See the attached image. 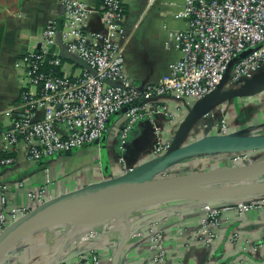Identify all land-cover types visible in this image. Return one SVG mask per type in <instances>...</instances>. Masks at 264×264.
I'll return each mask as SVG.
<instances>
[{"label": "crops", "instance_id": "crops-1", "mask_svg": "<svg viewBox=\"0 0 264 264\" xmlns=\"http://www.w3.org/2000/svg\"><path fill=\"white\" fill-rule=\"evenodd\" d=\"M82 1L89 9L85 30L102 29L98 0ZM148 1L122 0L124 73L137 87L156 83L168 73L170 63L179 56L177 50L167 46L168 32L188 27L187 18L176 16L183 0ZM1 12L4 31L0 46V130L6 131L10 118L2 111L16 102L24 83L17 58L27 48L37 46L34 36L49 20L60 26L64 15L61 0H18L14 9L3 6ZM62 57L63 71L78 75L82 65L64 54ZM216 96L220 101L210 106L206 100L169 96L165 104L170 119L162 113H152L135 123L123 142L119 130L124 115L117 113L110 118L103 139L40 162L27 158L24 143L19 141L9 150L12 162L0 166V185H6L0 197L4 194L6 205L15 208L27 206L26 192L41 185L47 187L46 200L99 185L120 177L123 164L137 167L152 159L151 150L158 139L175 143L176 148L193 146L157 170L186 174L178 168L186 166L192 172L231 166L232 151L225 150V137L217 125L221 118L226 120L228 138L238 139L235 148L244 151L242 148L247 146L245 153L251 161L264 160V145L252 147L255 138H264V68L259 77L239 85L225 76ZM199 212L189 201L176 200L93 223L79 229L77 235L70 234L68 223L44 224L14 240L0 264H53L55 260L72 263L90 251L97 253L99 264H153L148 242L151 223L158 224L164 233V264H264V206L248 209L241 217L236 211H226L211 249L196 238ZM89 228L96 230L91 231L95 237L85 235Z\"/></svg>", "mask_w": 264, "mask_h": 264}, {"label": "built area", "instance_id": "built-area-1", "mask_svg": "<svg viewBox=\"0 0 264 264\" xmlns=\"http://www.w3.org/2000/svg\"><path fill=\"white\" fill-rule=\"evenodd\" d=\"M61 4L62 25L49 20L34 36L37 46L27 48L17 58L16 66L23 70L24 83L16 102L2 111L11 125L6 131L0 130V151L13 150L22 141L27 158L40 162L93 143L108 132L110 118L125 108L119 130L123 142L132 126L152 113H162L170 119L167 97L201 99L225 76L239 85L257 75L264 64V0H183L176 16L187 18L188 27L169 31L167 40V46L177 50L179 56L160 81L143 87L134 86L124 73L126 34L122 0H102L103 27L97 31L84 28L89 11L84 1L61 0ZM60 53L82 65L78 75L63 71ZM45 63L60 67L63 73L45 71ZM217 125L226 135L225 118ZM154 131L158 135V126ZM169 145L170 141L158 139L150 155L160 156ZM12 159L0 157V166L10 164ZM231 161L236 165L251 162L245 152L232 153ZM121 168L122 174L132 170L125 164ZM18 184L22 186L21 182ZM0 190L3 193L6 185H0ZM46 192V185L29 189V204L15 208L6 205L2 194L0 231L45 202ZM190 205L200 211L196 238L211 249L222 215L236 211L241 217L248 209L264 206V194ZM91 233L86 236L95 237ZM148 242L152 263L164 264V233L156 223L149 226ZM53 264H99V257L90 251L72 263L55 260Z\"/></svg>", "mask_w": 264, "mask_h": 264}, {"label": "water", "instance_id": "water-1", "mask_svg": "<svg viewBox=\"0 0 264 264\" xmlns=\"http://www.w3.org/2000/svg\"><path fill=\"white\" fill-rule=\"evenodd\" d=\"M60 55L62 56L63 54L60 53ZM263 68L264 64L260 68L257 75L245 79L243 83L259 77ZM219 85L212 92L198 100L208 101L209 106L213 103L219 102L220 99H217L216 96ZM208 104L206 105L207 107ZM123 111H125V108L122 109V112ZM104 135L105 134H103L100 139H103ZM222 136L225 137L223 144L225 150H230L232 151L231 153L245 152V150L248 148L247 146H244V148H242L244 151H240L239 149L235 148V144L238 139L228 138V135ZM263 145L264 138L257 137L255 138L252 147H260ZM192 146V144H189L176 148L175 143L170 142L169 148L163 154L152 158L137 167H132V170L121 174V176L118 178L105 181L99 185L83 187L74 191L63 193L50 198L42 204L30 209L28 212L20 216L15 221L11 222L0 231V258L5 253L6 249L19 236L44 224H59L69 221H80L91 215H102L105 216L104 219L107 220L108 218L114 216H125L130 211L143 206L176 200L213 203L236 197L247 198L264 194V191H253L255 189L264 188V181L257 180L258 175L264 173V160H261L251 161L250 163L244 165L233 164L228 167L212 168L207 171L204 170L195 173L192 172L179 178H193L182 182L177 187H174L168 191L151 190L124 197L103 198L101 201H97V199L100 200L102 198L99 195V192L116 185H121L126 179L130 177L137 178L140 180L141 184L144 185L150 181L166 180H148V177H145L144 175H149L157 169L162 168L166 163L180 156L185 150L191 148ZM64 152L70 153L71 150H66ZM174 177L176 178L178 176L169 178ZM219 185L222 186L219 187ZM195 189H203L208 195H204V197L192 195L190 191ZM69 202H74L76 209L80 210L78 215H65L64 218L60 219L55 214V216L51 218V212H55L58 208ZM93 223H97V221H93L90 224Z\"/></svg>", "mask_w": 264, "mask_h": 264}, {"label": "bare ground", "instance_id": "bare-ground-1", "mask_svg": "<svg viewBox=\"0 0 264 264\" xmlns=\"http://www.w3.org/2000/svg\"><path fill=\"white\" fill-rule=\"evenodd\" d=\"M191 178H193V177H187V178L186 177L185 178L176 177V178H172V179H169V180H163V181H150L146 185H144V184H141L140 180H138L137 178L130 177V178L126 179L123 182V184H121V185H116L114 187L107 188V189L102 190L101 192H99L100 193L99 195L102 198L100 200L97 199V201H101L103 198L106 199V198L124 197V196L134 195V194H137V193H141V192H144V191H151V190L168 191V190L173 189L174 187H177L182 182H184V181H186L188 179H191ZM253 191L262 192V191H264V188L255 189ZM190 193L192 195L200 196V197H204V195H208V194H206L207 192L204 191L203 189L191 190ZM74 204H75L74 202H69V203L61 206L60 208H58L55 212L54 211L51 212L52 213V215H50L51 218H53V216H55V214L60 219L64 218L65 215H67V216H69L71 214L78 215L80 213V210L76 209ZM104 217L105 216H102V215H98V216L97 215L96 216L95 215H91V216L86 217L84 220L73 221V222L70 223V225H71L70 229H69L70 230V234H74L79 229H81L83 227L85 228L88 225H91L90 223L93 222V221H97V223L98 222H102L103 223V221H105ZM51 218H49V219H51ZM76 235H77V233H76ZM103 236H104V233H103ZM91 238H93V237H91ZM98 238H99V236H98Z\"/></svg>", "mask_w": 264, "mask_h": 264}, {"label": "trees", "instance_id": "trees-1", "mask_svg": "<svg viewBox=\"0 0 264 264\" xmlns=\"http://www.w3.org/2000/svg\"><path fill=\"white\" fill-rule=\"evenodd\" d=\"M18 0H0V46H1V41L3 38V31H4V21H3V14L1 12V7L3 6H7L11 9H14L16 7ZM98 6L100 8L102 0H98ZM61 60L64 61L63 57L61 56ZM42 68L45 71H51L56 75H61L63 73V71L60 69V67H56V66H52L48 63H45ZM12 157V152L9 151H0V157Z\"/></svg>", "mask_w": 264, "mask_h": 264}, {"label": "rangeland", "instance_id": "rangeland-1", "mask_svg": "<svg viewBox=\"0 0 264 264\" xmlns=\"http://www.w3.org/2000/svg\"><path fill=\"white\" fill-rule=\"evenodd\" d=\"M190 168V167H189ZM178 169H182L183 171H187V173L186 174H189V173H192V172H199V171H207V170H210L209 168H207V169H204V170H195V171H189L188 170V168H186V166L185 167H179ZM181 171V170H180ZM179 171V172H180ZM182 171V172H183ZM186 174H180V173H177V174H169V173H167L166 171H163V170H156V171H154V172H152V173H150L149 175H144L145 177H148V180H157V179H166V180H169V179H172V178H169V177H173V176H178V177H181V176H183V175H186ZM167 178H169V179H167ZM175 178V177H174ZM257 180L258 181H264V173H262V174H260V175H258V178H257ZM222 185H219V187H221ZM155 205H158V204H155ZM148 206H151V205H148ZM134 210H136V209H134ZM134 210H132V211H130L128 214H130V213H132ZM71 222H73V221H71ZM70 221L69 222H65V223H63V224H66V223H68V224H70L71 223ZM66 225H64V227H65ZM94 228H89V229H87V232L85 233V235H91L92 233H91V231H96V230H93ZM91 233V234H90Z\"/></svg>", "mask_w": 264, "mask_h": 264}]
</instances>
